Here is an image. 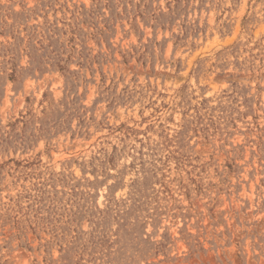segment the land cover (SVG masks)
<instances>
[{
  "label": "rangeland",
  "instance_id": "obj_1",
  "mask_svg": "<svg viewBox=\"0 0 264 264\" xmlns=\"http://www.w3.org/2000/svg\"><path fill=\"white\" fill-rule=\"evenodd\" d=\"M0 264H264V0H0Z\"/></svg>",
  "mask_w": 264,
  "mask_h": 264
}]
</instances>
